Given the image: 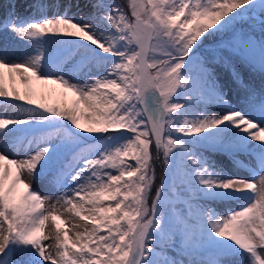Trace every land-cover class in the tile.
<instances>
[{"label":"snow or ice","instance_id":"snow-or-ice-1","mask_svg":"<svg viewBox=\"0 0 264 264\" xmlns=\"http://www.w3.org/2000/svg\"><path fill=\"white\" fill-rule=\"evenodd\" d=\"M0 9V264H264V0Z\"/></svg>","mask_w":264,"mask_h":264},{"label":"rangeland","instance_id":"rangeland-1","mask_svg":"<svg viewBox=\"0 0 264 264\" xmlns=\"http://www.w3.org/2000/svg\"><path fill=\"white\" fill-rule=\"evenodd\" d=\"M7 2H8V0H0V5H4ZM44 2L47 3V0H44ZM0 11H1V9H0ZM3 46H4V40L2 37H0V48H2ZM10 53H11V50H10ZM15 58L20 59L22 57H20L18 54H16ZM35 86L36 87H49V88H56L57 87L56 85H48V86L35 85ZM18 87H20L21 90H23L22 85H18ZM68 95L71 96V94H68ZM229 95H232V93L230 92ZM49 102L51 103L52 101H49ZM76 222L81 223V224L85 223L83 221H78V220ZM56 224H59L62 229L68 227L70 229V235L77 230V229H71V225H65L64 223H62L59 220L56 221ZM50 229L54 231V225L52 224L51 221H48L46 226H45V232L49 231ZM46 243H49V242H46Z\"/></svg>","mask_w":264,"mask_h":264},{"label":"bare ground","instance_id":"bare-ground-1","mask_svg":"<svg viewBox=\"0 0 264 264\" xmlns=\"http://www.w3.org/2000/svg\"><path fill=\"white\" fill-rule=\"evenodd\" d=\"M18 2L20 4H25L26 3V0H18ZM49 2H51L52 4H56V3L59 2V0H47V3H49ZM21 10L23 11V9H21ZM1 11H2V9H1ZM46 224H47V222H46Z\"/></svg>","mask_w":264,"mask_h":264},{"label":"trees","instance_id":"trees-1","mask_svg":"<svg viewBox=\"0 0 264 264\" xmlns=\"http://www.w3.org/2000/svg\"><path fill=\"white\" fill-rule=\"evenodd\" d=\"M120 2H122V3H123V2H124V0H120Z\"/></svg>","mask_w":264,"mask_h":264}]
</instances>
